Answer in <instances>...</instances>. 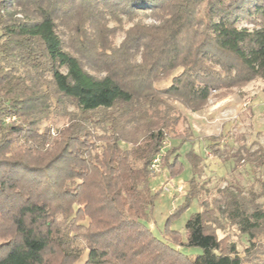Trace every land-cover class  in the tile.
<instances>
[{"label": "trees", "instance_id": "1", "mask_svg": "<svg viewBox=\"0 0 264 264\" xmlns=\"http://www.w3.org/2000/svg\"><path fill=\"white\" fill-rule=\"evenodd\" d=\"M255 80L264 84V0H0V264H264L253 242L264 180L258 195L226 186L208 206L192 151L162 237L200 253H176L146 226L160 195L153 160L171 179L184 170L185 138L163 152L179 123L172 104L197 113ZM55 110L68 121L52 136L40 125ZM231 158L264 168L261 146ZM193 202L183 238L171 224ZM215 215L246 237L244 257L217 238Z\"/></svg>", "mask_w": 264, "mask_h": 264}, {"label": "rangeland", "instance_id": "2", "mask_svg": "<svg viewBox=\"0 0 264 264\" xmlns=\"http://www.w3.org/2000/svg\"><path fill=\"white\" fill-rule=\"evenodd\" d=\"M139 18L144 23L150 22L142 16L137 17L138 20ZM130 26L131 23H124L122 30ZM114 34L113 42L117 46L123 38V32L117 28ZM215 94H212L208 106L197 113L187 112L180 105L172 104L174 113L179 117V123L166 139L163 152L177 146L180 139L185 138L178 152L184 170L178 178L171 179L164 170L158 169L151 178L152 192H159L160 195L154 201L150 223L146 224L158 240L170 246L169 241L162 237L164 224L167 216L183 201L189 189L190 151L198 156L200 166L203 167L201 176L197 179L199 200L205 201L208 206L214 198H219L218 191L226 186L240 188L247 195L250 193L258 195L259 184L256 180H264V168L254 169L246 162H237L234 158L226 159L235 156L242 149L253 152L259 146L264 148V84L255 80L241 90L232 89L222 92L221 94L225 96L221 99L215 98ZM67 121V117L63 116L61 111L55 110L50 118L40 125V129H50L51 135L55 136L58 130L66 126ZM214 149L219 150L218 155L212 153ZM256 202L264 208L263 197L257 198ZM208 209H211V206ZM198 210L197 203L193 202L173 221L171 229L185 238L184 223ZM83 222L87 224L88 220ZM211 222L210 227L215 231L217 238L224 245L234 244L238 253L244 257L248 246L246 237L242 236L234 226L218 219L216 215ZM253 242L264 245V236L260 235ZM171 247L174 252H181L184 255L192 256L200 253L197 249H182L179 245Z\"/></svg>", "mask_w": 264, "mask_h": 264}, {"label": "built area", "instance_id": "3", "mask_svg": "<svg viewBox=\"0 0 264 264\" xmlns=\"http://www.w3.org/2000/svg\"><path fill=\"white\" fill-rule=\"evenodd\" d=\"M14 119H15L14 117L6 118L4 120V122L6 124H8V123L12 122ZM158 162H159V159L156 158L153 160V163H152V168L155 170V173L158 172Z\"/></svg>", "mask_w": 264, "mask_h": 264}]
</instances>
